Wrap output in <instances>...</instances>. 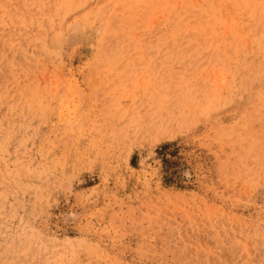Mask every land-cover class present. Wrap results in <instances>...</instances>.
<instances>
[{"label":"rangeland","instance_id":"obj_1","mask_svg":"<svg viewBox=\"0 0 264 264\" xmlns=\"http://www.w3.org/2000/svg\"><path fill=\"white\" fill-rule=\"evenodd\" d=\"M0 264H264V0H0Z\"/></svg>","mask_w":264,"mask_h":264}]
</instances>
